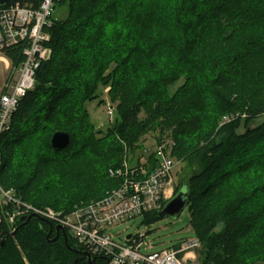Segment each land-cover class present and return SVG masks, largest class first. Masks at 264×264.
<instances>
[{
	"label": "trees",
	"instance_id": "16d2710c",
	"mask_svg": "<svg viewBox=\"0 0 264 264\" xmlns=\"http://www.w3.org/2000/svg\"><path fill=\"white\" fill-rule=\"evenodd\" d=\"M40 1L20 4L37 8ZM64 5L66 17H55L49 27L50 58L39 64L34 88L0 135V187L34 207L68 212L117 185L107 171L121 164L123 145L168 122L156 138L170 136L175 159L199 164L173 194L185 188L200 264L264 260V0H59L56 7ZM26 46L23 40L3 50L11 68L23 61ZM106 85L116 122L103 132L94 128L85 103ZM55 131L70 135L59 152L50 147ZM40 135L45 143L36 142ZM25 143L35 147L26 158L34 162L21 169L15 150ZM84 157L79 170H65L63 162ZM50 166L61 167L66 180L74 177L70 206L57 207L63 198L52 199L47 183L35 187ZM86 172L90 178L78 180ZM7 208L0 206V264H108L43 215L17 221L16 232L6 235ZM159 211L145 213L142 222L160 220Z\"/></svg>",
	"mask_w": 264,
	"mask_h": 264
},
{
	"label": "built area",
	"instance_id": "2783aa9c",
	"mask_svg": "<svg viewBox=\"0 0 264 264\" xmlns=\"http://www.w3.org/2000/svg\"><path fill=\"white\" fill-rule=\"evenodd\" d=\"M58 1L41 0L37 8L20 4V0L0 6V53L5 48L27 41L24 59L15 68L17 76L5 83L6 90L0 95V135L9 130L12 114L19 102L34 88L39 64L51 55V48L47 45L49 27L56 20L53 13ZM106 109L107 118H114L115 107L109 104ZM223 118L227 119L226 116ZM174 146V140L164 135L154 140L151 153L139 156L135 162L123 157L119 168L107 171L110 178L117 179L115 187L107 190L103 197L75 205L65 213L51 207H34L23 202L13 189L0 187V206L10 205V209L3 210L2 216L11 229L20 218L31 215L57 219L78 246L90 254L106 256L108 264H200L195 255L200 241L195 236L177 247L148 252L153 245L146 239V233L129 234V238L126 236L118 243L108 232L119 223L159 211L172 197L176 163L172 156Z\"/></svg>",
	"mask_w": 264,
	"mask_h": 264
},
{
	"label": "rangeland",
	"instance_id": "374dc122",
	"mask_svg": "<svg viewBox=\"0 0 264 264\" xmlns=\"http://www.w3.org/2000/svg\"><path fill=\"white\" fill-rule=\"evenodd\" d=\"M67 12H68V10H67L66 5L57 6L54 10L53 15L57 19H64L67 15ZM154 20L160 21V19H157V18H154ZM2 57H3V54L0 53V95H1L3 90H6V88H4L5 83L7 81H10V82L13 81V79H15L17 76V70H15V68L14 69L11 68V66L8 67L9 68L8 72H6V69L4 66L5 61ZM6 73H7V75H6ZM5 75H6V80L4 83L3 79H4ZM182 82L183 81L180 80L175 86L171 87V91H173ZM3 83H4V85H3ZM243 86L245 87V89L253 87L252 85H248V84H245ZM109 90H110L109 85L102 87L99 90L97 97H95L94 99L85 103V109L87 110L88 116L90 118V121L93 123L94 128L99 129L100 131H103V132H106L108 130V128H111V126L113 124H115V122H116L115 112L113 115L114 118H112V119L107 118V116H108L107 115V109H106L107 105L110 104L111 106L116 107L115 99H113V97H111L109 95ZM138 117L144 118L145 116L143 113H140V115ZM168 127H170V124L168 122L162 123V122L158 121V122H156L155 125L152 126V128L148 129L138 139V141L135 144H133L132 146L123 145L121 160L123 159V157H126L129 160V162L132 163V162H135L139 156L143 155V157H144L145 155L151 153L153 151V148H154V140H156L157 134L160 133L159 131H162L161 129H163L165 131L166 128H168ZM42 137L40 135L36 142L45 143L46 141ZM188 139L189 138L186 139L187 140L186 144L189 141ZM25 147L28 149L31 148L33 150L26 151ZM34 148L35 147L32 144L27 145V143L23 144L22 147L16 148L17 150H15V152H16V154H15V161H16L15 165L19 166L18 168L22 169L23 167H21V166H24V164H26V162L28 163L29 161H31V162L33 161V159H31V158L29 159V161H27L26 158L29 154H30V157H33L32 152L35 151ZM183 157L176 159V163H175V167H174L173 182H172L174 188H175V186L179 185L182 181L183 182L186 180L188 181L189 177L199 170V164L196 160H188V159H185V156H183ZM84 159H86V157L79 158L78 160L76 159L74 161L63 162V163H65V167H64L65 170H67L68 172L69 171L73 172L75 170L76 171L79 170L83 166ZM80 160H81V162H79ZM53 170H55V171L53 172ZM15 171H17L16 168H15ZM61 171H62V169L59 166H57V167L56 166L55 167L54 166L45 167V168H43L42 182L41 183L37 182L35 184L36 188H42V186H40V184L47 183L46 184L47 186H45V187H47V189L50 191V195L52 196L51 197L52 199L58 200L62 196L63 201L59 202L57 207L65 206L64 202H66V204L68 206H70L71 202H67V201H69V197H67V195H69L72 192L71 186L74 185V183H73L74 177L66 180V179H64V177H62ZM28 172H30V173H28L27 175H29L33 172L32 165H31V169ZM89 174H90V172H89ZM85 176H87V177H85ZM85 176H84L85 179L80 178L78 180H86V178H90L88 176L87 172H86ZM48 178L53 179V183L55 185H57L56 189L48 187V185H51V183H52L51 181L48 180ZM43 187H44V185H43ZM32 190H35V189L33 188ZM48 190H47V192H48ZM81 204H86V203H80L79 205H81ZM187 208L188 207L185 206L183 208L182 212L180 213V215L176 218H170V217L164 216L163 218L161 217L160 220H158L152 224L147 225V224H144L142 222V217H136L133 220L130 219V220L124 221L122 223H119V224L113 226L112 228H110L108 230V232L111 234L114 241L118 242V243L123 241V238H125L128 234L146 233V239L148 241H151L152 245H153V247L151 249L147 250L148 252H155V251H159V250L161 251L162 249L172 247L173 245L178 246L179 244H181V242H183L187 239L189 240L195 236L193 229L190 226V223H188L189 222V216H188V209ZM59 211H62V210H59ZM199 250H200V247L198 249H196V251H195V255L197 257V260L200 259ZM20 254L23 258V261L26 262L25 257H24V253L21 251ZM257 264H264V260L260 261Z\"/></svg>",
	"mask_w": 264,
	"mask_h": 264
},
{
	"label": "water",
	"instance_id": "95a60500",
	"mask_svg": "<svg viewBox=\"0 0 264 264\" xmlns=\"http://www.w3.org/2000/svg\"><path fill=\"white\" fill-rule=\"evenodd\" d=\"M10 0H0V6H4L7 4ZM70 143V135L66 131H55L51 138H50V147L53 149L55 152H59L62 149H65ZM188 204V198L186 196V191L185 188H181L178 192L172 195V197L165 202L163 205V208L160 209L159 211V217L167 216L170 218H176L180 215L182 212L183 208L187 206ZM30 216L25 217V218H20V221L27 220ZM18 228V227H17ZM17 228L6 235H13ZM56 230L58 231L59 227H55ZM130 235H127V238H129ZM2 245V244H0ZM82 255H86L89 257V254L87 252H82ZM77 260L73 262V264H76Z\"/></svg>",
	"mask_w": 264,
	"mask_h": 264
},
{
	"label": "crops",
	"instance_id": "0c3cea01",
	"mask_svg": "<svg viewBox=\"0 0 264 264\" xmlns=\"http://www.w3.org/2000/svg\"><path fill=\"white\" fill-rule=\"evenodd\" d=\"M3 54V53H2ZM3 59H4V61H5V64H4V66H5V69H6V72H8V67H10L11 65H10V61L3 55V57H2ZM6 75H7V73H6ZM6 75H5V77H4V79H3V82L5 83V80H6ZM4 83H3V85H4ZM2 85V86H3Z\"/></svg>",
	"mask_w": 264,
	"mask_h": 264
},
{
	"label": "bare ground",
	"instance_id": "6f19581e",
	"mask_svg": "<svg viewBox=\"0 0 264 264\" xmlns=\"http://www.w3.org/2000/svg\"><path fill=\"white\" fill-rule=\"evenodd\" d=\"M11 1H12V0H10V1H9L7 4H5L4 6L9 5ZM49 58H50V57H49ZM49 58H48V59H49ZM48 59H47V60H48ZM44 61L46 62V60H44ZM122 162H123V160H122ZM122 162H121V163H122ZM119 167H120V166L112 167L111 169H117V168H119ZM169 199H170V198H169ZM169 199H168V200H169ZM9 229H11V228H9ZM15 229H16V225H15V227H14L13 229L10 230V232H13Z\"/></svg>",
	"mask_w": 264,
	"mask_h": 264
},
{
	"label": "flooded vegetation",
	"instance_id": "af4514ba",
	"mask_svg": "<svg viewBox=\"0 0 264 264\" xmlns=\"http://www.w3.org/2000/svg\"><path fill=\"white\" fill-rule=\"evenodd\" d=\"M77 256H78V257H77L78 259H83V257H82L81 255L78 254ZM94 262H96V261L92 260V263H93V264H94ZM90 264H91V263H90Z\"/></svg>",
	"mask_w": 264,
	"mask_h": 264
}]
</instances>
